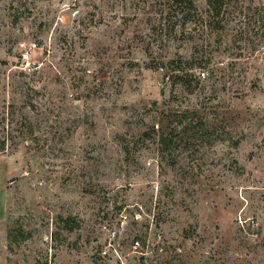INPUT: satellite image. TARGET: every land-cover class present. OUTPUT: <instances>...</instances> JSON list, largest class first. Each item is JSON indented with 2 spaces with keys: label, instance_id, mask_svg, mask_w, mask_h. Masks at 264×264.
Returning a JSON list of instances; mask_svg holds the SVG:
<instances>
[{
  "label": "rangeland",
  "instance_id": "1",
  "mask_svg": "<svg viewBox=\"0 0 264 264\" xmlns=\"http://www.w3.org/2000/svg\"><path fill=\"white\" fill-rule=\"evenodd\" d=\"M168 1L0 0V264H264V0Z\"/></svg>",
  "mask_w": 264,
  "mask_h": 264
},
{
  "label": "trees",
  "instance_id": "2",
  "mask_svg": "<svg viewBox=\"0 0 264 264\" xmlns=\"http://www.w3.org/2000/svg\"><path fill=\"white\" fill-rule=\"evenodd\" d=\"M13 1H17V0H13ZM32 1L34 2V0ZM41 1H49V0H41ZM168 2H169L168 7L166 6L165 9L160 11L162 13V16H164V23L162 22L163 24L160 28L161 31L163 32L162 35L166 36V38L171 37L175 39H182V37H186L189 32L187 33H185L184 31L177 32L176 25L177 23L181 25H185L195 17V14L193 12L195 9V2L194 0H170ZM225 2L226 0H207V3L210 8V16L212 17L213 20L220 18ZM22 5H27V1L22 2ZM218 25L221 24L218 22ZM177 62L178 60L177 61L173 60L169 62L168 66L159 64L157 67L163 68L164 66L165 68L170 69V67H172V65L176 64ZM201 75L205 77L204 72H202ZM185 77H187V79ZM185 77L184 78L181 77V81H185L186 84L190 86V83H192L194 79L191 78L192 76L189 74H186ZM188 78L190 79L188 80ZM29 106L35 108L33 104H29ZM174 124L175 122H173L172 125H170L171 128L169 129V133L163 132L160 134V141L164 143L166 147L171 146V144H174L177 141L178 137H181L180 134H178L176 131L178 126L175 127ZM183 129L185 130L191 129L193 132L199 131V128L196 126V124H194L192 119L188 122V124L185 125ZM202 129L204 128L202 127ZM4 148H5V142H0V153L4 150Z\"/></svg>",
  "mask_w": 264,
  "mask_h": 264
},
{
  "label": "built area",
  "instance_id": "3",
  "mask_svg": "<svg viewBox=\"0 0 264 264\" xmlns=\"http://www.w3.org/2000/svg\"><path fill=\"white\" fill-rule=\"evenodd\" d=\"M28 55L25 54L24 55V58L27 59ZM204 75V74H202ZM128 220V214L126 212H122L120 215H119V222L121 224H125V222ZM103 229L107 232V235H108V239L106 240L102 250H101V253H100V256L105 258V259H109V258H121V255H120V252H119V244H115L116 242V239L118 237V234H119V229H118V225L115 224V225H111V224H108V225H104L103 226ZM141 247V242L139 239H135L134 242H133V248L134 250H138L139 248Z\"/></svg>",
  "mask_w": 264,
  "mask_h": 264
}]
</instances>
